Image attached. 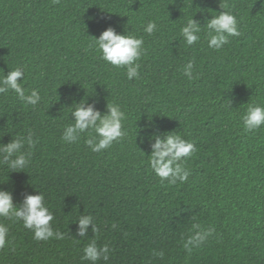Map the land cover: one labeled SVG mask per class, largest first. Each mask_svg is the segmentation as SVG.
Masks as SVG:
<instances>
[{
	"label": "trees",
	"instance_id": "obj_1",
	"mask_svg": "<svg viewBox=\"0 0 264 264\" xmlns=\"http://www.w3.org/2000/svg\"><path fill=\"white\" fill-rule=\"evenodd\" d=\"M225 3L242 35L215 51L206 29L188 46L181 28L218 15L220 0H0V78L20 68L26 93L41 96L33 107L0 94V144L29 132L37 140L23 171L0 166V190L16 205L43 193L53 231L64 234L37 241L22 221L0 217L8 227L0 264H90L82 256L92 239L110 249L97 264H264V127L246 133L241 119L249 103L264 105V6ZM149 21L158 26L152 35ZM109 27L143 37L138 78L100 59L94 37ZM189 61L192 80L183 73ZM84 98L102 114L109 103L126 115V137L101 153L91 152L87 134L61 141L74 120L69 107ZM150 124L195 143L186 182L162 183L152 172L141 142ZM82 214L99 232L89 225L85 238L77 235ZM193 224L216 232L189 255L183 241Z\"/></svg>",
	"mask_w": 264,
	"mask_h": 264
},
{
	"label": "clouds",
	"instance_id": "obj_2",
	"mask_svg": "<svg viewBox=\"0 0 264 264\" xmlns=\"http://www.w3.org/2000/svg\"><path fill=\"white\" fill-rule=\"evenodd\" d=\"M59 2V0H56ZM264 6V0H261ZM222 12L212 15L211 19L205 20L203 25L196 19L191 18L181 28V35L188 46L196 44L200 40L202 29H206L208 47L215 51H220L224 45L229 43V37H239L241 20L230 11H225L228 4L225 0H220ZM158 30L155 21H149L144 27L145 33L154 34ZM127 33V28H126ZM93 43L100 53V59L111 66L126 68L128 80L139 77L140 64L137 63L144 54V39L129 34H118L117 31L109 27L99 38L94 37ZM194 61H189L184 65L183 73L189 79H193ZM25 76L20 68L10 70L7 75L0 78V94L8 91L14 92L18 98L26 105L35 107L40 101L39 90L32 89L30 94L22 87L21 81ZM73 105L75 107L73 108ZM71 117L72 123L66 125L61 136L63 143H76L81 136L87 134L86 145L93 153H101L110 149L115 143L122 141L127 132L124 130L123 121L126 119L124 111L117 104H107V111L102 114L96 108L95 103H89L88 98L82 99L78 103H73ZM243 129L246 133H254L264 127V105L249 103L245 114L242 116ZM150 124L141 137V142H147L151 148L148 156V164L163 183L175 185L178 182L184 183L188 180L190 171L184 166L187 159H190L196 152V145L183 138L181 134L173 132L152 131ZM37 140L33 138V133L29 132L26 137H13L7 144H0V166H7L14 172H21L31 161V149L35 148ZM25 145L28 150H25ZM0 217L10 220L22 221L26 229L34 233L37 241H47L49 239H64V234L53 231L51 222L54 216L45 204L43 193L37 195H26L22 203L14 204L13 195L10 191L0 190ZM77 235L81 238L87 236L89 225L92 232L96 234L99 228L93 223L91 215H81L78 219ZM116 227L115 224L112 225ZM195 229L183 241V248L189 255L194 249L204 246L215 234L214 226L201 227L193 224ZM8 227L0 224V248L7 243ZM82 260L89 261L90 264H97L101 259L105 262L109 260L110 249L107 244L98 246L95 239L84 248ZM153 255L163 256V252H154Z\"/></svg>",
	"mask_w": 264,
	"mask_h": 264
}]
</instances>
